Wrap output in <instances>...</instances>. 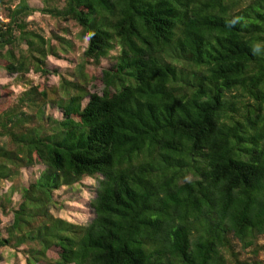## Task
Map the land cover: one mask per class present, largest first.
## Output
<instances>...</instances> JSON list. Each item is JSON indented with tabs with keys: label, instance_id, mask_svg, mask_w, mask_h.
<instances>
[{
	"label": "trees",
	"instance_id": "1",
	"mask_svg": "<svg viewBox=\"0 0 264 264\" xmlns=\"http://www.w3.org/2000/svg\"><path fill=\"white\" fill-rule=\"evenodd\" d=\"M45 2L0 0V68L23 87L0 107V184L45 167L1 245H33L27 264L53 248L51 264H264V0ZM37 12L87 39L72 77L47 59L74 44L29 30ZM85 178L91 223L54 218L55 193Z\"/></svg>",
	"mask_w": 264,
	"mask_h": 264
},
{
	"label": "rangeland",
	"instance_id": "2",
	"mask_svg": "<svg viewBox=\"0 0 264 264\" xmlns=\"http://www.w3.org/2000/svg\"><path fill=\"white\" fill-rule=\"evenodd\" d=\"M45 1L28 0V3L36 10H41L46 6ZM50 3L52 5L56 4L53 1H49L48 4ZM1 12L3 13V11ZM2 16L4 15L2 14ZM28 22V29L41 34L45 39H50L53 35H58L74 44V51L67 54H62L57 51L58 56H50L47 59V65L50 69L58 70L61 75L64 74L67 77L69 76V78L72 77L76 72V64L80 61L84 49L87 46V39L84 38L82 41L80 38V29L73 22L59 23L39 12L28 18ZM65 30H67V34L64 32ZM52 44L60 51L59 44L56 41ZM21 48L26 47L22 45ZM113 55H116V53ZM110 66H112L111 61L105 60L99 68L93 66L87 67L86 74L92 79L89 85L91 94L97 93L101 95L103 93L104 83L102 81V70ZM30 77L37 85L45 84L49 87H57L60 83V78L57 76L41 77V75L31 74ZM21 92H23V87L15 84L14 76H10L4 69L0 68V107L14 103L16 97ZM47 112L49 115H53L54 118H61V113L57 108L55 110L48 109ZM6 142L7 139L0 138V147L6 145ZM44 169L45 167L43 165L22 169L19 177L13 182L0 184V198H4L14 188V193L11 196L12 204L7 205V208L3 209L1 207L2 199H0V264H27V255L25 252L33 247V245H23L15 248L14 244L3 246L1 242L8 239L7 229L13 224L12 210H18L22 202L21 189L27 188L30 183L34 182ZM96 188L97 181L93 178H85L80 184L71 188H61L54 195L57 204L51 209L53 217L79 226H86L91 223L94 219V213L90 208V203L95 198ZM260 243L264 245V238L261 239ZM58 257V250L53 248L46 253L45 259L40 260L36 264H51ZM250 257L251 255L249 253L242 254L243 260ZM260 260L263 261L264 256Z\"/></svg>",
	"mask_w": 264,
	"mask_h": 264
}]
</instances>
